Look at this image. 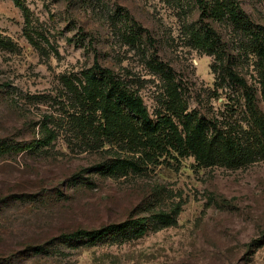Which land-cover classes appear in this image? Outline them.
<instances>
[{
  "label": "rangeland",
  "instance_id": "1",
  "mask_svg": "<svg viewBox=\"0 0 264 264\" xmlns=\"http://www.w3.org/2000/svg\"><path fill=\"white\" fill-rule=\"evenodd\" d=\"M21 1L28 17L0 0V264H264V0H208L204 18L197 0ZM207 22L220 36L215 49L202 40ZM96 61L153 120L175 88L189 111L242 143L247 162L205 169L187 158L110 175L131 154L90 130L108 90L99 74L93 106L83 101ZM229 69L255 94L252 109ZM109 226L106 237L64 240Z\"/></svg>",
  "mask_w": 264,
  "mask_h": 264
},
{
  "label": "trees",
  "instance_id": "2",
  "mask_svg": "<svg viewBox=\"0 0 264 264\" xmlns=\"http://www.w3.org/2000/svg\"><path fill=\"white\" fill-rule=\"evenodd\" d=\"M14 2L28 17L29 10L22 1ZM197 3L202 17H209V14L211 15L209 1L197 0ZM230 6L231 12L237 10L234 5ZM30 27L28 19L25 34L33 42ZM203 29L204 44L211 49L217 48L219 34L208 22ZM257 54L264 59V42L257 47ZM99 74L103 75L102 80L107 83L108 90L103 92L102 101L98 103L102 104V122L96 127L91 125L90 130L92 133H99L110 145H116L124 153L131 154H125V157L113 161L107 169L110 175L118 177L130 173L141 174L151 166L178 165L187 158H193L199 168L205 169L220 166L237 168L247 162L248 155L242 143L228 129L221 126L218 119L205 120L197 113L189 111L175 88L169 87L167 92L169 101L166 103L165 113H159L157 120H153L143 98L116 76L112 69L102 67L97 61L88 71L86 82L81 86L83 101L90 108L95 100L92 84ZM228 76L245 89L247 105L252 109L256 96L247 82L232 69L228 70ZM66 81L68 87L78 89L69 79ZM262 101L264 103V90ZM109 113L113 116H109ZM255 120L261 121V118L256 117ZM90 124L92 123L89 122ZM261 124L263 123L260 122L259 127L264 134V127ZM53 140L54 135L51 133L48 138L38 141L37 145L49 144ZM31 148H34L32 144L26 146V150ZM260 151L264 156V144L261 145ZM155 218L162 223L174 222L166 213H159ZM113 228L109 226L99 231L80 230L66 235L64 240L71 241L83 237L99 239L111 234Z\"/></svg>",
  "mask_w": 264,
  "mask_h": 264
}]
</instances>
